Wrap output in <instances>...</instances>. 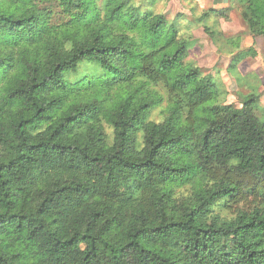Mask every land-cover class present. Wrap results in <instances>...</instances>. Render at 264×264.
<instances>
[{
	"label": "trees",
	"instance_id": "16d2710c",
	"mask_svg": "<svg viewBox=\"0 0 264 264\" xmlns=\"http://www.w3.org/2000/svg\"><path fill=\"white\" fill-rule=\"evenodd\" d=\"M157 1L0 0V264H264V107Z\"/></svg>",
	"mask_w": 264,
	"mask_h": 264
},
{
	"label": "rangeland",
	"instance_id": "374dc122",
	"mask_svg": "<svg viewBox=\"0 0 264 264\" xmlns=\"http://www.w3.org/2000/svg\"><path fill=\"white\" fill-rule=\"evenodd\" d=\"M138 1L142 4L144 0ZM156 4V9L165 12L169 18L181 14L183 34L192 42L188 57L194 59L202 72L211 76L223 90L217 101L239 106L244 95L254 93L259 95L264 107V37L251 35L237 0H158ZM221 5H225V17L211 14L208 18L203 17L204 11L224 10L219 9ZM205 24L221 38L219 44H214L205 31ZM241 54L244 57L231 69V62ZM161 111L160 107L155 108L150 118L160 119Z\"/></svg>",
	"mask_w": 264,
	"mask_h": 264
},
{
	"label": "crops",
	"instance_id": "0c3cea01",
	"mask_svg": "<svg viewBox=\"0 0 264 264\" xmlns=\"http://www.w3.org/2000/svg\"><path fill=\"white\" fill-rule=\"evenodd\" d=\"M220 7L224 8V7H225V5H223V6L221 5ZM219 9H221V8H219Z\"/></svg>",
	"mask_w": 264,
	"mask_h": 264
}]
</instances>
